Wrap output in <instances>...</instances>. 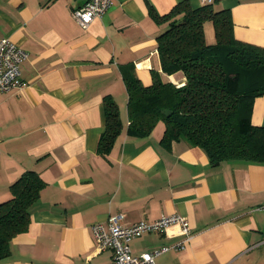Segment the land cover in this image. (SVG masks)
<instances>
[{"label": "crops", "instance_id": "obj_1", "mask_svg": "<svg viewBox=\"0 0 264 264\" xmlns=\"http://www.w3.org/2000/svg\"><path fill=\"white\" fill-rule=\"evenodd\" d=\"M86 0H0V37L28 56L19 65L26 86L0 93V202L22 172L44 181L28 229L10 241L0 264H109L111 251L94 244L91 224L179 213L176 224L144 233L129 244L139 255L168 247L156 264H264V163L211 164L204 150L180 139L165 148L160 121L147 137L127 134L124 71L143 85L152 71L174 84L181 71L161 70L156 37L167 27L157 17L182 0H112L87 29L72 11ZM195 8L202 0H187ZM231 10L235 38L264 47V0H220ZM211 21L204 40L215 42ZM119 108L122 130L107 154L96 152L105 128L104 97ZM252 125H264V95L252 100Z\"/></svg>", "mask_w": 264, "mask_h": 264}, {"label": "trees", "instance_id": "obj_2", "mask_svg": "<svg viewBox=\"0 0 264 264\" xmlns=\"http://www.w3.org/2000/svg\"><path fill=\"white\" fill-rule=\"evenodd\" d=\"M220 0L191 7L177 2L158 16L168 25L156 37L161 70L181 71L185 81L176 86L152 71V83L143 85L133 69L124 71L127 101V134L147 137L158 122L164 125L158 141L169 148L183 139L199 146L215 165L221 161L264 163V125H252L253 99L264 95V47L235 38L231 10L216 8ZM211 21L215 42L204 39V22ZM105 128L96 152L107 154L122 130L117 103L104 97ZM170 111L165 115L163 110ZM44 181L27 170L9 185L11 197L0 202V261L10 253V241L28 229L32 204Z\"/></svg>", "mask_w": 264, "mask_h": 264}, {"label": "built area", "instance_id": "obj_3", "mask_svg": "<svg viewBox=\"0 0 264 264\" xmlns=\"http://www.w3.org/2000/svg\"><path fill=\"white\" fill-rule=\"evenodd\" d=\"M212 0H202L209 3ZM112 4V0H86L82 5L72 11L74 20L87 29L91 22L101 17ZM28 56L25 49L7 36L0 37V93L7 92L13 88L25 87L26 83L19 77V65ZM183 82L176 83L181 86ZM122 213L108 216L107 226L100 222L91 224V233L94 244L98 249L111 251L109 264H156V257L168 247H161L151 251L135 255L131 251L129 242L148 232H162L169 225H178L185 234L186 241L190 234V223L188 218L179 213L161 215L153 220L140 219L131 224L121 222Z\"/></svg>", "mask_w": 264, "mask_h": 264}, {"label": "water", "instance_id": "obj_4", "mask_svg": "<svg viewBox=\"0 0 264 264\" xmlns=\"http://www.w3.org/2000/svg\"><path fill=\"white\" fill-rule=\"evenodd\" d=\"M163 113H164L165 115H169V114H170V111L167 110V109H164V110H163Z\"/></svg>", "mask_w": 264, "mask_h": 264}]
</instances>
